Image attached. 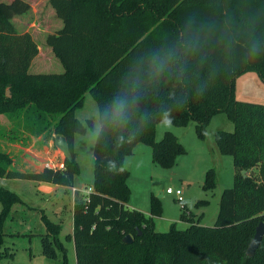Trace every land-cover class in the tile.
Here are the masks:
<instances>
[{"label": "trees", "instance_id": "16d2710c", "mask_svg": "<svg viewBox=\"0 0 264 264\" xmlns=\"http://www.w3.org/2000/svg\"><path fill=\"white\" fill-rule=\"evenodd\" d=\"M59 29L46 37L45 44L62 66L60 72L30 73L39 45L29 33L18 34L10 22L15 15L29 11L23 0H0V115L39 136L53 125V134L65 138L70 159L63 168L44 167L40 171H14L11 160L0 152V178L41 182L73 188L78 164L74 152L75 133L85 134L92 121L79 122L75 111L90 94L97 110L111 99L128 61L145 49L171 39L183 18L196 12L220 19L225 14L239 24L254 17L248 36L240 39L233 52L217 48L202 65L190 68L184 83L166 79L151 89L136 114L140 130L135 139L118 142L109 133L93 147V182L90 191L74 193L73 230L65 236L73 244L75 264H264V235L252 257L246 250L257 225L264 223V105L234 98L235 79L253 71L264 83V0H48ZM50 10V13L52 12ZM57 20V22H58ZM255 42L257 51L248 54ZM201 82L207 85L203 96L196 95ZM9 88L11 97L5 95ZM168 112L172 125L194 123L198 139L205 140L212 116L224 113L232 131L218 130L213 147L230 156L234 169L231 188L222 190L214 225L200 223V217L181 208L179 220L164 232L154 228L159 200L151 196L149 214L128 208L129 172L123 159L133 154L137 144L151 149L154 164L170 169L177 157L186 153L171 132L155 140V127ZM115 165L112 168L111 165ZM124 172L121 173L120 169ZM216 185L213 168L204 175L203 188ZM19 197L0 187V219L5 218ZM45 234L40 235L42 255L57 258L65 254L60 242L61 226L41 216ZM129 235L130 244L122 241ZM0 260L7 254L1 251Z\"/></svg>", "mask_w": 264, "mask_h": 264}, {"label": "rangeland", "instance_id": "374dc122", "mask_svg": "<svg viewBox=\"0 0 264 264\" xmlns=\"http://www.w3.org/2000/svg\"><path fill=\"white\" fill-rule=\"evenodd\" d=\"M23 1L30 6L29 11L13 16L10 22L18 34L29 33L39 45V53L32 61L29 72H60L62 66L45 44L47 35L58 31L60 21L55 14H52L48 0ZM7 93L11 97L9 88L5 90V95L8 97ZM234 98L242 102L264 105V83L255 72L247 71L235 79ZM96 111L98 110L95 102L91 95L86 93L83 105L75 111V116L83 124L86 120L94 122L93 114ZM11 123L15 125V129L12 128L13 133L10 132L7 138L14 137V140L23 143L29 140L27 136L29 133L24 131L22 126ZM218 130H233L232 123L224 113L211 117L206 127L205 140L196 137L194 123L191 120L185 127L172 125L166 128L161 123L157 124L155 140L160 141L165 132H171L182 144L186 153L176 158L172 168L165 169L152 162L150 147L139 144V148L133 152V164L130 171L127 170L129 175L126 183L130 190L127 206L149 214L151 196L158 198L159 214L152 218L154 228L158 232L167 231L173 223L177 229H185L187 224L179 220L182 207L193 218L200 217L203 225H214L220 193L232 187L234 174L232 158L221 155L213 147L214 134ZM4 131L6 135L7 132ZM93 147L94 144L88 140L86 132L85 134L75 133L74 152L78 170L74 175V186L83 189L79 193L80 196L86 195L87 186L92 185L93 182ZM54 153V160L51 159L50 163L56 167L63 161V155L58 149ZM210 168L215 171L216 185L206 190L203 188L204 175ZM0 186L13 190L26 205L24 208L10 211L5 218L0 219V233L3 239L1 251H7V254L0 260V264H75L73 244L65 239V236L71 232L72 194L61 189L55 192V196L62 198L61 202L65 205L62 207L65 212L60 217L63 225L59 240L66 247V252L63 254L56 249L57 258L52 260L42 255L40 250V235L45 232L41 213L32 208L36 203L33 183L17 179H0ZM167 188L180 190L183 202H178L174 195L166 194ZM48 198L52 199L53 196ZM53 210L55 209L46 203L44 214L48 219L57 223L59 220L55 218Z\"/></svg>", "mask_w": 264, "mask_h": 264}, {"label": "clouds", "instance_id": "9594fccd", "mask_svg": "<svg viewBox=\"0 0 264 264\" xmlns=\"http://www.w3.org/2000/svg\"><path fill=\"white\" fill-rule=\"evenodd\" d=\"M254 22L255 18L251 16L238 24L227 14L223 19L196 12L187 14L173 38L145 49L128 61L111 99L93 114L94 122L86 128L88 140L95 144L109 133H115L118 142L122 143L125 132L128 142L134 140L140 130L135 117L151 89L166 79L184 83L189 78L190 68L206 63L217 48L230 55L245 36L249 37L245 40V46H248L251 39L248 29ZM257 50L256 43L252 42L248 54ZM195 91L197 96H203L207 85L201 82ZM161 124L172 127L168 112L164 113ZM111 167L115 168V165ZM120 172L123 173L124 169L121 168Z\"/></svg>", "mask_w": 264, "mask_h": 264}, {"label": "crops", "instance_id": "0c3cea01", "mask_svg": "<svg viewBox=\"0 0 264 264\" xmlns=\"http://www.w3.org/2000/svg\"><path fill=\"white\" fill-rule=\"evenodd\" d=\"M49 13H50V11H49ZM52 14H53V12H52ZM83 100H84V98H83ZM12 128L15 129V125H13L11 122H9V119L5 115L1 114L0 115V152L6 154L9 157V159L11 160V164L9 166V169L14 170V171L24 172V171H40L44 167L61 168L60 165L63 166V162L65 159L64 157H63V161H61L60 165H58L56 167L53 166L52 163H50V161L54 160V157H55L54 152L57 149V148L55 149V147L53 145V139L56 136L53 134V131H54L53 125H51V127L48 130H46L44 133H42L39 136H34V135L28 134L27 136H28L29 140H27L24 143L23 142H17L16 140H14V137H12V138L6 137L7 135H9L10 132L13 133ZM4 130H6V132H7L6 135L4 134V132H5ZM138 146H139V144H137L134 147L133 152L139 148ZM133 156H134V154H132L131 156H127L123 159V166L126 170L130 171V167L133 164ZM50 157H53V158H50ZM0 179H6V178H0ZM27 182H32V181H27ZM32 183L34 186V190H35L34 195L36 198V203L33 204L32 208H34V209H36V211L40 212L41 216L43 215V216L47 217L44 214V209H45L46 203L50 204L51 207H53V209H55V210H53V211H55L54 212L55 218L57 220H59V222L56 223L53 220H50V219L49 220L52 221L53 223L59 224L61 226V231H62L63 220H61L60 217L65 212L62 210V207H64L65 205L62 204V202H61L62 198H58L57 196H55V192H57L59 189H61L66 193H67V191H69L72 194L71 195L72 213L70 214V216L72 217V222H70L71 232H69L71 234L72 230H73L74 193H75V191L80 193L83 191V189L76 188L74 185H73V188H65V187L52 185V184H48V183H41V182H32ZM0 187H2V186H0ZM6 190L11 191L9 189H6ZM11 192H13V190ZM13 193H15V192H13ZM15 194L19 197L21 202L13 204L11 206V209H10L11 211H13L17 208H24L26 206L24 201L22 200V198L17 193H15ZM50 196H53V198L52 199L48 198ZM128 208H130V207H128ZM44 232H45V228H44ZM60 234H61V232H60Z\"/></svg>", "mask_w": 264, "mask_h": 264}, {"label": "water", "instance_id": "95a60500", "mask_svg": "<svg viewBox=\"0 0 264 264\" xmlns=\"http://www.w3.org/2000/svg\"><path fill=\"white\" fill-rule=\"evenodd\" d=\"M7 95L9 97V93H7ZM53 145L62 153L65 159L67 160L70 159L68 145L64 137L56 135L53 139ZM263 235H264V223L260 222L257 225L253 238L251 239L250 244L246 250L247 256L252 257L254 255L255 250L258 248ZM122 241L126 244H130L132 242V239L129 235H126L123 237Z\"/></svg>", "mask_w": 264, "mask_h": 264}, {"label": "built area", "instance_id": "2783aa9c", "mask_svg": "<svg viewBox=\"0 0 264 264\" xmlns=\"http://www.w3.org/2000/svg\"><path fill=\"white\" fill-rule=\"evenodd\" d=\"M60 167L62 168L63 166L60 165ZM89 191H90V188H87L86 194H87ZM165 192H166V194H168V195H174L175 198H176V200H177L178 202H180V203L183 202V198H182V196H181L182 193L180 192V190H172V189H170V188H167Z\"/></svg>", "mask_w": 264, "mask_h": 264}]
</instances>
